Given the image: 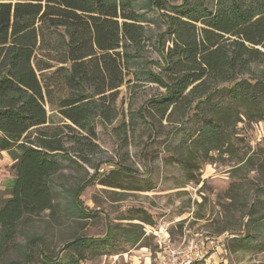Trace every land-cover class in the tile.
<instances>
[{"label": "trees", "instance_id": "16d2710c", "mask_svg": "<svg viewBox=\"0 0 264 264\" xmlns=\"http://www.w3.org/2000/svg\"><path fill=\"white\" fill-rule=\"evenodd\" d=\"M41 54L61 65L46 74L53 66ZM263 61L264 0H0V151L13 160L14 172L5 196L0 190V251L24 239L22 262L7 264H32V248L42 264H79L72 251L100 252L115 243L111 230L77 236L52 256L41 235L23 230L54 206L84 215L82 185L61 203L56 175L64 142L50 126L46 103L83 132L82 146L89 148L96 116L109 121L100 100L109 92L113 103L132 75L163 89L132 113V124L139 119L154 133L162 120L179 125L191 116L192 146L221 152L230 144L228 129L242 117L264 119V81L248 74ZM254 208L252 202L248 219Z\"/></svg>", "mask_w": 264, "mask_h": 264}, {"label": "rangeland", "instance_id": "374dc122", "mask_svg": "<svg viewBox=\"0 0 264 264\" xmlns=\"http://www.w3.org/2000/svg\"><path fill=\"white\" fill-rule=\"evenodd\" d=\"M148 55L160 61L156 52ZM40 57L53 66L46 74L61 65L50 56ZM248 74L264 81V61L253 64ZM126 75L113 103L109 92L100 100L101 109L108 107L109 121L96 116V135L87 136L89 148L82 146L83 132L45 104L50 126L64 142L56 175L61 203L82 185L84 215L54 206L28 219L23 230L41 235L44 250L52 256H59L74 237L99 238L113 231L115 243L103 251H72L79 264H160L165 247L178 251L190 244L201 249L202 257L194 264H264V221L255 220L264 214V191L256 190L264 187V119L242 117L228 129L226 151L205 153L189 142L191 116L179 125L162 120L154 133L139 119L132 124V113L163 89ZM52 87L55 95L66 96V90ZM12 163L0 151L2 196L14 176ZM124 168L132 174H123ZM252 202L255 208L248 219ZM23 243L19 236L3 248L0 264L22 262L18 249ZM32 255V264H42L34 248Z\"/></svg>", "mask_w": 264, "mask_h": 264}, {"label": "built area", "instance_id": "2783aa9c", "mask_svg": "<svg viewBox=\"0 0 264 264\" xmlns=\"http://www.w3.org/2000/svg\"><path fill=\"white\" fill-rule=\"evenodd\" d=\"M165 252V253H164ZM202 257L201 249L190 244L187 248L174 251L165 247L161 252L160 264H194L195 260Z\"/></svg>", "mask_w": 264, "mask_h": 264}, {"label": "crops", "instance_id": "0c3cea01", "mask_svg": "<svg viewBox=\"0 0 264 264\" xmlns=\"http://www.w3.org/2000/svg\"><path fill=\"white\" fill-rule=\"evenodd\" d=\"M2 152H5V151H2ZM10 166V165H9Z\"/></svg>", "mask_w": 264, "mask_h": 264}]
</instances>
